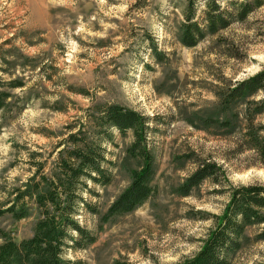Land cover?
I'll return each instance as SVG.
<instances>
[{
	"label": "rangeland",
	"instance_id": "1",
	"mask_svg": "<svg viewBox=\"0 0 264 264\" xmlns=\"http://www.w3.org/2000/svg\"><path fill=\"white\" fill-rule=\"evenodd\" d=\"M188 1L0 0V56L16 60L10 69L25 74L29 86L24 108L17 112L13 107L0 129V206L37 162L50 175L57 143L70 132L82 130L100 140L112 179L106 185L89 184L96 195L86 197L98 213L84 210L78 216L95 237L69 253L83 264H174L198 250L212 221L200 219L197 211L220 213L227 193H214L209 182L188 196L176 192L195 165L184 158L187 152L221 165L230 185L264 184V166L239 133L244 103L222 106L216 97L226 82L234 84L264 66V0L244 21L193 47L179 39ZM194 1L201 14L205 0ZM218 1L235 12L242 0ZM21 54L32 57L35 67L17 66ZM108 104L147 118L156 191L135 210L102 221L139 166L126 150L132 131L122 134L99 121V108ZM258 120L264 122V114ZM34 221L35 214L16 220L5 213L0 228L19 242L32 235ZM259 229H246L248 243L233 264L264 260V241L254 240Z\"/></svg>",
	"mask_w": 264,
	"mask_h": 264
},
{
	"label": "trees",
	"instance_id": "2",
	"mask_svg": "<svg viewBox=\"0 0 264 264\" xmlns=\"http://www.w3.org/2000/svg\"><path fill=\"white\" fill-rule=\"evenodd\" d=\"M262 3L263 0H242L236 3L233 12L221 8L218 0H205L204 10L199 14L195 1L189 0L179 26L180 42L193 47L207 35H216L234 21H244ZM229 55L236 57L237 54L230 52ZM21 58L23 62L17 66L22 69L35 67L32 57L21 54ZM15 61L7 55L0 56V129L5 115L13 111V107L20 112L27 101V77L25 74L16 75L10 69ZM37 69H41L40 65ZM222 87L216 92L218 104L244 103L240 137L257 162L264 166V122L258 120L264 114V66L254 75L234 84L226 82ZM15 90L21 94H16ZM97 116L105 128L114 127L122 134L132 131L133 141L126 150L139 160L128 185L100 216L102 221H107L135 210L155 193V186L151 184L155 167L146 141L148 120L145 116L120 104L102 106ZM237 126L236 118L232 127ZM57 148V160L50 175L44 174L42 164L37 162L31 175L14 187L0 206V216L9 213L16 220L35 214L32 235L19 242L0 228V264H83L80 259L69 257V253L84 249L95 240L78 216L84 210L98 213L88 202L86 194L96 195L89 184L106 185L111 181V161L100 140L86 137L82 130L70 132L67 138L57 143ZM184 158L195 165L176 187V192L188 196L194 188L209 182L214 186V193H227V201L218 214L197 211L202 214L200 219L211 218L212 223L200 238L198 250L174 264H233L236 254L248 243L245 232L249 226L260 225L254 240L264 241V184L230 185L224 169L217 162L198 159L194 152L185 153ZM258 264H264V260Z\"/></svg>",
	"mask_w": 264,
	"mask_h": 264
}]
</instances>
